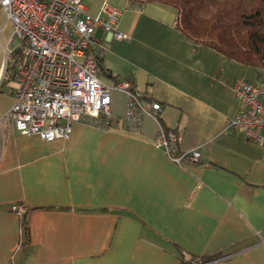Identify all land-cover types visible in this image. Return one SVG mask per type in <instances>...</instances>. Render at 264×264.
I'll use <instances>...</instances> for the list:
<instances>
[{
	"label": "crops",
	"instance_id": "obj_1",
	"mask_svg": "<svg viewBox=\"0 0 264 264\" xmlns=\"http://www.w3.org/2000/svg\"><path fill=\"white\" fill-rule=\"evenodd\" d=\"M102 1L82 0L90 14ZM107 2L130 38L106 42L100 78L130 81L158 102L163 125L181 132L180 148L197 149L198 161L176 164L157 147L149 114L129 130L119 91L110 103L117 122L107 128L77 122L51 141L19 134L5 116L14 82L0 81V264H181L189 256L264 264V147L224 131L237 111L234 81L262 83L264 69L193 43L170 5Z\"/></svg>",
	"mask_w": 264,
	"mask_h": 264
},
{
	"label": "built area",
	"instance_id": "obj_2",
	"mask_svg": "<svg viewBox=\"0 0 264 264\" xmlns=\"http://www.w3.org/2000/svg\"><path fill=\"white\" fill-rule=\"evenodd\" d=\"M0 11L11 23L15 41L3 48L14 82L5 116L19 134L51 141L67 138L77 122L107 128L117 122L110 114L114 91L126 95L124 123L129 130L140 129L144 114L158 122V102L143 105L141 92L130 81L106 85L100 78L107 74L99 63L106 42L130 38L117 28L121 11L107 0L96 14L82 0H0ZM98 30L106 36L96 38ZM232 92L237 111L226 119L224 131L241 132L264 147V81L236 79ZM181 138L180 131H165L159 124L155 143L176 164L198 161L199 151L182 150ZM11 211L20 218L25 214L20 205H12Z\"/></svg>",
	"mask_w": 264,
	"mask_h": 264
},
{
	"label": "trees",
	"instance_id": "obj_3",
	"mask_svg": "<svg viewBox=\"0 0 264 264\" xmlns=\"http://www.w3.org/2000/svg\"><path fill=\"white\" fill-rule=\"evenodd\" d=\"M131 1L172 6L177 10L176 27L193 43L209 46L228 59L264 69V0ZM139 98L151 103L142 93ZM157 120L165 131L170 130L159 116ZM213 259L214 256L182 257L181 264H205Z\"/></svg>",
	"mask_w": 264,
	"mask_h": 264
},
{
	"label": "rangeland",
	"instance_id": "obj_4",
	"mask_svg": "<svg viewBox=\"0 0 264 264\" xmlns=\"http://www.w3.org/2000/svg\"><path fill=\"white\" fill-rule=\"evenodd\" d=\"M2 28V29H1ZM0 42H3L4 44H2L1 46V50H2V57H1V64L3 67V71H2V75L0 77V81H3L2 84H6V83H12L13 78L11 76V72L12 69L9 66L11 64V62H5V55L3 53V48L5 47V45H8L9 47L14 46L15 41L11 38V30H12V25L10 22H7L5 20V15L2 11H0ZM9 55L6 54V58H8ZM10 67V68H9ZM102 82L104 83V79H102ZM12 90V87L10 88V91ZM11 93V92H10Z\"/></svg>",
	"mask_w": 264,
	"mask_h": 264
},
{
	"label": "bare ground",
	"instance_id": "obj_5",
	"mask_svg": "<svg viewBox=\"0 0 264 264\" xmlns=\"http://www.w3.org/2000/svg\"><path fill=\"white\" fill-rule=\"evenodd\" d=\"M105 35V34H104ZM200 264V263H199Z\"/></svg>",
	"mask_w": 264,
	"mask_h": 264
}]
</instances>
